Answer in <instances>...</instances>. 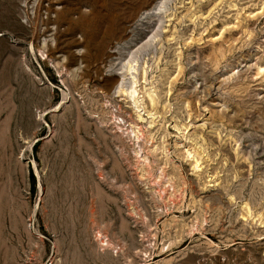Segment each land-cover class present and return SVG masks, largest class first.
Wrapping results in <instances>:
<instances>
[{
    "label": "rangeland",
    "instance_id": "obj_1",
    "mask_svg": "<svg viewBox=\"0 0 264 264\" xmlns=\"http://www.w3.org/2000/svg\"><path fill=\"white\" fill-rule=\"evenodd\" d=\"M117 1L0 0V264H264V0Z\"/></svg>",
    "mask_w": 264,
    "mask_h": 264
},
{
    "label": "bare ground",
    "instance_id": "obj_2",
    "mask_svg": "<svg viewBox=\"0 0 264 264\" xmlns=\"http://www.w3.org/2000/svg\"><path fill=\"white\" fill-rule=\"evenodd\" d=\"M76 1V0H75ZM79 1V0H78ZM116 1V0H115ZM77 4V3H76ZM125 4V1H123V3H122V1H117L116 3H115V7L114 8H119V6H121V5H124ZM96 7V6H95ZM67 8V7H66ZM70 10H73L72 8L70 9ZM119 10H121L120 8H119ZM63 11V10H62ZM65 11V10H64ZM74 11V10H73ZM60 12V11H59ZM64 13H66V12H64ZM154 15V14H153ZM154 17L155 16H153V19H154ZM57 18V17H56ZM82 18V17H81ZM61 19V18H60ZM58 20H59V18H58ZM62 21V20H61ZM61 21L59 22V23H61ZM67 21V20H66ZM71 21V20H70ZM68 22V21H67ZM74 22V21H73ZM76 22V21H75ZM70 23V22H69ZM71 24V23H70ZM60 25V24H59ZM109 33H111V32H109ZM108 33V34H109ZM104 45V44H103ZM149 45H151V44H149ZM139 63V60H138V58H135V59H133V60H131L128 64H127V68H124V67H122L121 68V70H119L120 72L118 73V74H121L122 75V78H121V82H119L120 84H121V87H122V89H121V92H123L122 93V95H125V96H128L129 95V91L126 89V84H125V80H127V76L131 73V71H133L134 69H136V66H137V64ZM146 74H147V71H145L144 72V76H146ZM134 84H135V86H136V84H137V81H135L134 82ZM67 95V94H66ZM154 102V101H153ZM140 118H142L141 116H140ZM130 132V131H129ZM135 132V130H133L132 129V133H134ZM131 133V132H130ZM136 134V133H135ZM134 136H137V135H134ZM138 138H139V136H138ZM141 150V149H140ZM191 152H189V154H190ZM143 162H145V163H149V159H148V157H145V158H143V160H142ZM197 163H196V168H199L200 166H201V164H199V160H197L196 161ZM160 182V181H159ZM161 190H162V188H161ZM161 193V199H164V197L166 196V190L164 189V190H162V191H160ZM197 230H199L198 228H195V225H192L191 227H190V230H189V234H191V235H193V234H195V232L197 231ZM194 236V235H193ZM171 244L172 243H170L169 244V246H168V249L170 248V246H171ZM150 245V244H149ZM148 245V246H149ZM154 245H156V244H154ZM166 247H164L163 249H165ZM145 250V249H144ZM147 250V249H146ZM145 253V256H149L148 255V251H146V252H144ZM180 264V263H179ZM183 264V263H182Z\"/></svg>",
    "mask_w": 264,
    "mask_h": 264
}]
</instances>
